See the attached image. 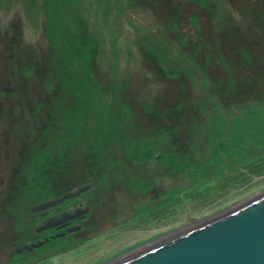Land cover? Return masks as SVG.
<instances>
[{
  "label": "rangeland",
  "instance_id": "1",
  "mask_svg": "<svg viewBox=\"0 0 264 264\" xmlns=\"http://www.w3.org/2000/svg\"><path fill=\"white\" fill-rule=\"evenodd\" d=\"M62 14L66 35L50 34L43 18L33 30L21 2L0 10V79L8 65L28 86L39 82L35 113L52 132L47 141L19 132L35 161L20 210L91 186L71 199L90 214L55 264H88L129 240L115 259L91 263L111 264L176 234L187 227L183 193L197 224L264 192V174L218 190L253 161L243 147H264V0H73ZM76 60L93 98L80 90ZM211 156L216 173L203 167ZM159 209L167 217L151 219Z\"/></svg>",
  "mask_w": 264,
  "mask_h": 264
},
{
  "label": "flooded vegetation",
  "instance_id": "2",
  "mask_svg": "<svg viewBox=\"0 0 264 264\" xmlns=\"http://www.w3.org/2000/svg\"><path fill=\"white\" fill-rule=\"evenodd\" d=\"M9 58V61H12L13 55ZM28 58L32 59V63H36L37 59L33 54L27 56L26 62ZM10 64L15 65L12 62ZM20 66L24 67L22 64ZM5 68V76L3 72L0 79V264H55L57 255L72 250L74 246L72 234L81 231L80 223L87 219L90 208L82 203L74 204L69 199L38 212H32V208L38 204H34L29 213L20 210L24 201L22 187L26 181L24 177L30 175L35 161L31 155L33 152L31 148L19 145V132L23 131L22 133L28 138L30 133L35 136L37 130L46 141L52 136V132L51 127L46 131V125L40 124L39 116L35 113L36 106H40L42 101L39 82H34L32 88L28 86L30 81H26L20 69L15 70L14 66L8 65ZM31 69V75L35 78L33 65ZM32 95L33 97L30 98ZM63 194L45 199L41 203ZM26 197L28 198V195ZM80 207L89 209L82 218L39 230L52 218ZM160 216L162 220L167 217V213ZM149 217L158 220V216L152 217L151 213ZM147 220L149 219H145L144 223ZM75 225L80 229L76 232H68ZM118 229L127 230L126 227H118ZM110 236L111 233L106 231L99 238L107 240ZM127 241L130 242L125 240L121 245L116 242L99 250L98 253H93V256L90 255L91 257L86 259V263L112 260L114 257L111 256L121 250L120 247L127 246Z\"/></svg>",
  "mask_w": 264,
  "mask_h": 264
},
{
  "label": "water",
  "instance_id": "3",
  "mask_svg": "<svg viewBox=\"0 0 264 264\" xmlns=\"http://www.w3.org/2000/svg\"><path fill=\"white\" fill-rule=\"evenodd\" d=\"M90 188L89 184L74 188L34 206L32 212L57 206ZM184 194L179 199L186 210L188 228L138 249L113 264H264V192L194 225L190 224L192 208ZM88 211V207L73 209L52 218L39 230L82 218ZM79 229L75 225L68 232Z\"/></svg>",
  "mask_w": 264,
  "mask_h": 264
},
{
  "label": "trees",
  "instance_id": "4",
  "mask_svg": "<svg viewBox=\"0 0 264 264\" xmlns=\"http://www.w3.org/2000/svg\"><path fill=\"white\" fill-rule=\"evenodd\" d=\"M73 0H0V10L10 11L12 6L15 3H22V11L25 21L30 23L33 27V30H37L39 27V20L41 18L44 19V22L47 24L46 29L50 34L57 31L58 34H67V30L65 26H63V16L62 10L64 7L70 5ZM62 9V10H61ZM58 27V28H57ZM63 40L59 42L57 48L60 51L66 50L67 48H63ZM67 45L69 46L67 50L71 51V62L73 59L77 58L76 55V44L73 36H71V42L67 41ZM74 65L80 69L75 72V75L78 76V81L80 83V90L84 95H87L90 98L96 96V90L91 88L84 76L81 73L82 62H78V60L73 62ZM116 124V123H115ZM117 126V125H116ZM118 127V126H117ZM116 127V128H117ZM123 129V128H121ZM118 128L115 129V131ZM124 130V129H123ZM121 135L125 137V135L120 132ZM244 153L250 157L253 161L245 166L241 172L236 173V175H228L224 176L220 183L218 184V190L224 191L229 189L230 187L235 186L238 183L245 182L246 179H254L261 177L264 174V147L259 148L252 145H246L242 148ZM225 157H222L220 161H223ZM214 157L211 156L208 158L206 165H204L205 172L208 170H214L212 173L218 172V167L214 162ZM191 200H198L195 197L194 193H190L187 195ZM191 197V198H190ZM190 204V203H189ZM191 205V204H190ZM192 206V205H191ZM159 209L157 212L151 213L152 217H157L158 215L164 214L165 210ZM162 211V212H161Z\"/></svg>",
  "mask_w": 264,
  "mask_h": 264
},
{
  "label": "bare ground",
  "instance_id": "5",
  "mask_svg": "<svg viewBox=\"0 0 264 264\" xmlns=\"http://www.w3.org/2000/svg\"><path fill=\"white\" fill-rule=\"evenodd\" d=\"M190 224H191V225H194L193 222H191ZM188 227H189V226L187 225L186 228H188ZM190 227H191V226H190ZM183 230H184V229H183ZM168 236H170V235H168ZM168 236H167V237H168ZM161 240H162V239L157 240V241H154V242H152V243H150V244H148V245L155 244V243H157V242H159V241H161ZM148 245H146V246H148ZM146 246H144V247H142V248H145ZM140 249H141V248H140ZM140 249H139V250H140ZM139 250H137V251H139ZM135 252H136V251H135ZM135 252H133V253H135ZM133 253H131V254H133ZM127 256H129V255H126V257H127ZM117 261H120V260H117ZM117 261H116V262H117ZM116 262H114V263H116ZM112 264H113V263H112Z\"/></svg>",
  "mask_w": 264,
  "mask_h": 264
}]
</instances>
